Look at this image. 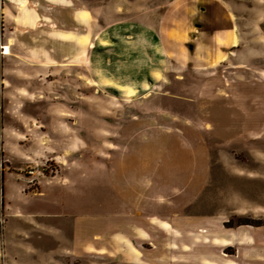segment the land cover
I'll return each mask as SVG.
<instances>
[{
    "label": "rangeland",
    "instance_id": "obj_1",
    "mask_svg": "<svg viewBox=\"0 0 264 264\" xmlns=\"http://www.w3.org/2000/svg\"><path fill=\"white\" fill-rule=\"evenodd\" d=\"M82 2L84 26L65 24L76 20L65 0L10 5L36 24L0 19V264H126L127 246L176 264H253V229L264 231V0ZM120 26L145 45L115 71L123 81L144 80L147 54L161 53L160 76L133 94L109 73L119 43L105 30ZM98 35L94 80L82 55ZM173 128L181 149L157 133ZM145 132L155 135L143 154L126 153ZM141 165L150 179L176 172V224L160 230L119 209L112 170Z\"/></svg>",
    "mask_w": 264,
    "mask_h": 264
},
{
    "label": "crops",
    "instance_id": "obj_2",
    "mask_svg": "<svg viewBox=\"0 0 264 264\" xmlns=\"http://www.w3.org/2000/svg\"><path fill=\"white\" fill-rule=\"evenodd\" d=\"M4 1H6V5H4ZM3 4H2V8L0 7V19H1V23L2 24H36L35 21V15L32 13V11L29 9L28 13H27V18L26 17H21V14L17 15V13L13 12L10 5L13 3H16V0H4ZM65 4L66 6H64V8H68L67 10L70 11L71 13H73L75 15L76 20H73V23H69L68 21L65 22V24H81L82 26L85 25V21L83 18V15L86 11L85 5L82 2V0H65ZM90 7V6H89ZM88 7V8H89ZM69 16V15H68ZM67 16V18H68ZM12 21H16V22H12ZM25 21V22H24ZM60 22V21H59ZM146 27L147 25L144 24ZM140 27L141 29H143V25L141 24V26H137ZM84 28V27H83ZM116 28H121L116 30ZM127 28V29H126ZM132 28L131 26H120V27H115V28H111L109 30H105V33L108 34V37L106 36V41L108 40H114L116 43H119L118 46L114 47V50H111L112 53L116 54L119 57L120 63L117 64V68L115 69H110L109 73L112 75L114 72V75H112L113 77H111V82L114 83V85L116 87H120L123 89H127L128 92L130 94H133L134 92L137 91H141V90H145L146 88H148L149 84H150V80H152V78H157V76H160L161 72V53L160 51H155L153 52L151 50V53H148L147 57L145 58L146 62H149V66L151 68L149 74L146 76V78L143 80H138V81H132L129 82L127 81H123L122 76L119 75L118 72H115L117 70H120L124 67L125 62H127V59H129V57L132 55L133 53V47L135 46L134 43H142V37L139 40V36L136 38H133L134 36L131 33H128L129 30ZM146 29V28H144ZM70 30V29H69ZM147 32V31H146ZM143 35V31L140 32ZM128 34H130L131 38H129ZM63 37H65L66 41L67 40L68 35H62ZM102 37L105 36H96L94 37V39L91 40V42L93 41V43H91V50H87V55L86 53L82 55L83 59L86 60L87 56H88V60H91L92 62V72L94 73V76L96 74L98 80H100L101 78V52L97 53V45L99 43V41L102 39ZM131 40H129V39ZM105 41V42H106ZM114 43V44H116ZM123 43H125V46H131L128 48H124L123 47ZM151 44V43H150ZM106 45V44H105ZM152 45V44H151ZM150 45V46H151ZM141 46H145L143 43L141 44ZM153 48V47H152ZM147 50H150V48L148 47ZM82 57L80 60H82ZM107 64H110V61H107ZM111 65V64H110ZM109 65V66H110ZM83 67L81 66V64L77 63V66L75 69H73L72 71H75V74L78 75V77L82 78L84 76V72L82 71ZM64 76L67 77L68 74H62ZM96 76L94 77V80L96 78ZM150 79V80H148ZM156 82H159V79L156 80ZM173 89H175L173 87ZM131 137V136H130ZM166 141H170L171 139L167 138V137H163ZM132 139H130L131 141ZM133 142L136 140H132ZM139 141V140H137ZM171 142H173V144L170 143V146H173V149L176 150V144L173 140H171ZM66 149H69V144L68 142H66ZM135 143V142H134ZM62 145V143H61ZM134 146V145H133ZM135 146H139V142H137V144ZM177 147H179L181 149V144L179 142V144H177ZM178 148V149H179ZM114 173V177H115V181H112V186L113 188H120L123 191L118 193L115 192L114 194L120 195V198L123 200L121 201L119 204L120 208L122 210H128V211H138L139 215L142 218H147L149 221L150 220H157V221H161L162 222V226H158V229H164L163 225H174L176 224V200L179 199L180 197H177L175 194H173L172 192L167 193L166 197H164V202H160L156 200V197L159 199V190L160 189V184H170L172 185V190H176V172H173V175L170 176L169 179H162L160 178V176L157 175V179L156 178H152L150 179V174H147L148 172V168H146L145 166H137V167H133V168H127L125 169L123 172L120 171V174L118 172V170H112ZM140 171V172H139ZM113 173L111 172V175L113 176ZM121 179V180H120ZM127 179V180H126ZM136 179V180H135ZM124 180V181H123ZM146 181V183L144 182ZM155 181H157V186L156 188L154 187V189H152V187L150 188L151 184L154 183ZM75 186H77L76 184H74ZM180 186V185H179ZM163 188V186H161ZM181 187V186H180ZM114 188V189H115ZM124 188V189H123ZM143 190V191H142ZM120 191V190H119ZM173 191V192H174ZM164 192V191H162ZM184 199H182V202H180V205L183 203ZM116 204V202H115ZM114 204V205H115ZM110 210V209H109ZM151 210V211H150ZM110 213L112 212L111 210L109 211ZM131 212V213H132ZM99 213V212H96ZM94 215V214H93ZM122 213H118L117 215H114L119 217L121 216ZM138 215V214H136ZM186 217V216H185ZM171 240L170 242H172V250H169L171 252V254H173L174 256H176V230L174 231V234H171ZM148 237V234L146 235ZM262 236L264 237V231L260 228V229H253V235H252V246H253V254H252V261L253 264H264V239H262ZM132 244V241H131ZM133 245V244H132ZM158 246H160V244L158 243ZM170 247V246H169ZM127 250L126 252V256H130V259H126L124 263L126 264H176V257H173L174 259H172V261H165L163 258L161 257H157L155 260H150V254L147 250L146 253H137L136 250L134 249V246H127L126 247ZM116 252L121 253L120 251L117 250V248H115ZM206 263L205 264H212V256H208L206 257ZM239 264V263H237Z\"/></svg>",
    "mask_w": 264,
    "mask_h": 264
},
{
    "label": "bare ground",
    "instance_id": "obj_3",
    "mask_svg": "<svg viewBox=\"0 0 264 264\" xmlns=\"http://www.w3.org/2000/svg\"><path fill=\"white\" fill-rule=\"evenodd\" d=\"M6 48V49H5ZM3 50H5V52L3 53V55L6 56H13L11 49L9 47H4ZM164 131L162 132H157L158 134H160L163 137H167L171 140H173L175 143H178L179 141L181 142V146H184L185 144L183 143V139L181 138L180 135L177 136L176 134V128L173 129H163ZM154 134H150L148 132H145L142 136L139 137V146H133L130 147L129 149H125V152L128 153V151L130 150V152L132 151V149H134L136 151V153L139 155L143 154L144 150L143 149V145L147 144L149 139H151L152 136H154ZM136 143V142H135ZM142 144V146H141ZM171 144H173V142H171ZM129 152V153H130ZM146 183V181H144ZM180 184L176 183V190H172V185L170 184H160V189H158L159 191V199L156 197L157 201H160L161 203L164 202V197H166L167 193L172 192L173 194H175L177 197H181L182 193L184 192L183 190H181L180 192L178 191L179 189H181V187L179 186ZM157 186V181H155L154 183L151 184L150 188L152 187V189H154V187L156 188ZM163 186V188L161 187ZM164 191V192H162ZM174 191V192H173Z\"/></svg>",
    "mask_w": 264,
    "mask_h": 264
},
{
    "label": "trees",
    "instance_id": "obj_4",
    "mask_svg": "<svg viewBox=\"0 0 264 264\" xmlns=\"http://www.w3.org/2000/svg\"><path fill=\"white\" fill-rule=\"evenodd\" d=\"M245 225H246V224H245ZM247 225H251V224H247ZM254 225H257V226H258V225H261V224H260V223H257V224H254Z\"/></svg>",
    "mask_w": 264,
    "mask_h": 264
}]
</instances>
